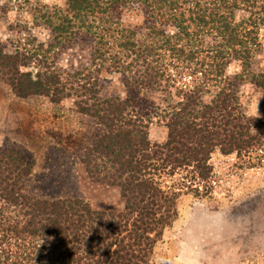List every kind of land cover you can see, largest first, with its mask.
<instances>
[{"label": "trees", "instance_id": "trees-1", "mask_svg": "<svg viewBox=\"0 0 264 264\" xmlns=\"http://www.w3.org/2000/svg\"><path fill=\"white\" fill-rule=\"evenodd\" d=\"M255 3L68 0L54 19L45 15L56 42L65 36L71 41L91 38L96 43L94 62L108 63L123 77L124 98L106 99L96 89L88 90L92 105L82 112L106 131L81 159L92 179L119 191L123 207L100 211L78 198L31 195L26 181L36 167L34 154L6 141L0 146V264H148L165 230L178 219L182 194V188H164L161 178L182 171L193 182L208 183L215 151L239 158L256 151L264 155V114L247 116L237 91L243 79L227 74L235 61L248 73L261 50L264 5ZM122 5L143 6L146 27L123 28L114 15ZM239 11L250 17L238 20ZM48 60L0 50V83L18 98L47 97L57 103L67 89ZM32 61L44 68L36 78L22 71ZM188 77L190 84L177 86ZM251 80L264 89V73ZM145 88L176 90L179 101L163 108L144 97ZM155 120L168 129L162 144L149 138Z\"/></svg>", "mask_w": 264, "mask_h": 264}, {"label": "rangeland", "instance_id": "rangeland-1", "mask_svg": "<svg viewBox=\"0 0 264 264\" xmlns=\"http://www.w3.org/2000/svg\"><path fill=\"white\" fill-rule=\"evenodd\" d=\"M251 1L264 5V0ZM67 2L0 0V50L8 55L47 56L67 89L66 95L53 103L47 97L18 98L9 86L0 83V146L6 141L16 142L34 154L36 167L26 181L31 195L42 199L78 198L95 210L118 211L123 207L119 191L92 179L81 164L86 149L106 131L82 108L92 105L89 89H96L106 99L124 98L126 85L117 69L94 62L96 43L91 38L71 41L65 36L56 42L46 16L54 19V13L63 12ZM114 15L125 29L146 27L143 6H118ZM249 17L248 12L239 11L237 19ZM260 40L261 50L253 56L248 73L243 72L240 61L227 69L229 76L243 79L237 89L243 111L257 118L264 114V89L251 78L264 73V31ZM41 62L32 61L31 67L22 71L36 78L44 70ZM190 82V77L183 78L177 86ZM143 94L163 108L179 101L176 90L145 88ZM148 133L153 144H162L168 138V129L158 120L150 125ZM258 156L264 155L256 151L239 158L236 153L215 151L208 183L193 182L191 175L187 179L182 171L161 178L164 188H182V194L178 219L165 230L148 264H264V161L259 162ZM250 161L256 166L250 167Z\"/></svg>", "mask_w": 264, "mask_h": 264}]
</instances>
